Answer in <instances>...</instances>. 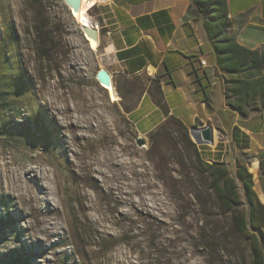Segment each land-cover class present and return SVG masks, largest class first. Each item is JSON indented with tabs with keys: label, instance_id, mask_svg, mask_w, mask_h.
<instances>
[{
	"label": "rangeland",
	"instance_id": "1",
	"mask_svg": "<svg viewBox=\"0 0 264 264\" xmlns=\"http://www.w3.org/2000/svg\"><path fill=\"white\" fill-rule=\"evenodd\" d=\"M103 47L100 33L99 52L91 49L64 0H0V165L16 161L0 172V264H250L243 246L245 258L233 255V221L207 187L203 205L194 204L193 173L167 139L152 142L128 119L140 91L120 95L114 84L121 99L113 102L97 82V71L111 66ZM211 84L220 102L222 84ZM54 93L71 111L59 120L95 114L70 152L48 111ZM27 169L37 174L35 188L50 190L37 195L39 213L14 179ZM208 238L216 248H202Z\"/></svg>",
	"mask_w": 264,
	"mask_h": 264
},
{
	"label": "crops",
	"instance_id": "2",
	"mask_svg": "<svg viewBox=\"0 0 264 264\" xmlns=\"http://www.w3.org/2000/svg\"><path fill=\"white\" fill-rule=\"evenodd\" d=\"M88 11L102 34V59L121 95L140 91L128 119L141 135H148L175 117L191 127L210 123L215 129L213 146L200 149L205 161L245 165L253 176L254 191L264 205V109L241 116L226 105L222 73L208 48L205 20L193 0H91ZM92 2V3H93ZM88 5V4H87ZM230 35L248 49L264 48V0H226ZM190 56L210 82L222 84V99L208 101L197 92ZM209 67L211 69L209 70ZM160 76L158 85L154 80ZM126 84H128L126 86ZM161 100V105L158 101ZM235 168V170H236Z\"/></svg>",
	"mask_w": 264,
	"mask_h": 264
},
{
	"label": "trees",
	"instance_id": "3",
	"mask_svg": "<svg viewBox=\"0 0 264 264\" xmlns=\"http://www.w3.org/2000/svg\"><path fill=\"white\" fill-rule=\"evenodd\" d=\"M193 4L205 20L210 40L208 48L214 54L217 70L222 73L226 105L244 117L264 109V48L248 49L230 35L231 22L226 0H193ZM189 59L193 60L192 75L197 92L203 101H208L212 89L208 75L201 68L202 63L198 57L190 56ZM161 82L160 76L154 80L156 85ZM117 90L121 95V91L118 88ZM158 103L161 105V100ZM170 122L177 125L175 132L166 128ZM161 138L167 139L172 150L178 153L179 165L187 166L193 173L194 177L187 178L190 180V194L194 204L198 207L203 205L201 192L207 187L223 214L230 215L234 227L233 234L238 244L232 250L233 255L238 257L246 249L250 264H264V205L254 191L253 176L247 167L238 164L232 174L225 162L205 161L200 149L206 146L195 144L190 138L187 124L175 117L168 118L150 133L152 142H158ZM261 165L264 170V160ZM244 206L247 210H244ZM209 240L212 238L202 244L204 250L217 247ZM226 244L228 242H225V247ZM221 250L225 252L224 249ZM242 256L238 257V262L245 258ZM219 264L233 263L227 258L225 261L219 260Z\"/></svg>",
	"mask_w": 264,
	"mask_h": 264
},
{
	"label": "bare ground",
	"instance_id": "4",
	"mask_svg": "<svg viewBox=\"0 0 264 264\" xmlns=\"http://www.w3.org/2000/svg\"><path fill=\"white\" fill-rule=\"evenodd\" d=\"M92 2L93 1H91V0H87V2H86V0H82V7L80 9V12L73 15V17L75 19H77L79 21V23H81L83 20H85V21L89 22L90 24L92 23L94 25L93 19L91 18V16L88 13V11L96 3V2H93V3ZM90 47H91V49L93 51L99 52L98 51V48H99L98 45L92 43ZM107 91L110 94L113 102H117V101H119L121 99L115 88H107ZM87 100H89V99H87ZM59 103L64 104V108H59L58 105H57ZM87 105L90 106L92 104H90V102H89V104H87ZM89 106H87L86 109H89L90 108ZM48 111H51L52 116L57 121L60 129L65 134V139H66V143H67V147H68V151L69 152L71 151L70 139L78 140V139H80V135L82 134V131L84 132V130H86V129L87 130H92V128H94L92 126V124H93L92 120H93V118H95V114L94 113L92 115H90L89 118L87 117V118H85L82 121H80L78 118H77L78 120L77 119H73V118H71L72 116L66 117L62 121L58 119L59 115H63L65 113L70 114V112H71L69 104H68V98L65 95H63V94H61V95H56L55 93L52 94V98H51V100L48 103ZM82 136L83 135H81V137ZM215 142H216V137H215ZM13 164H16V161L14 159H12L11 162L6 163L4 166L0 165V172L2 171L3 168L4 169H8L9 165H13ZM70 166L73 169L74 164H72V162H70ZM26 167L27 166L22 165V166H20V169H24ZM25 173L28 175V177L24 178L23 175L21 176L20 173H17L18 176H15L14 179H15L16 182H20L21 183V186H22V189H23V193H25L27 195V202H28V204L31 207V211L33 213H39L38 212L39 210L35 206V203L39 202V198H38L37 195L38 194H43L45 196H49L50 195V190L48 188H44L42 186L40 188H37V186H36V188H35L32 185L31 180L32 179H36L38 181L37 174L36 173L32 174V170L31 169H27L25 171ZM76 177H77V179H80L81 181H82L83 178H85V177H83L80 174H76ZM86 177H88V176L86 175ZM55 185L57 186L56 187L57 190H59L60 188H59L58 182H56ZM39 186H40V184H39ZM43 221H45V220H43Z\"/></svg>",
	"mask_w": 264,
	"mask_h": 264
},
{
	"label": "water",
	"instance_id": "5",
	"mask_svg": "<svg viewBox=\"0 0 264 264\" xmlns=\"http://www.w3.org/2000/svg\"><path fill=\"white\" fill-rule=\"evenodd\" d=\"M65 4L68 6L72 15L79 13L82 7V0H64ZM80 29L91 46L92 43L100 46V30L96 24H90L89 22L83 20L79 23ZM97 82L107 90V88H115L114 81L111 73L105 67H101L96 73ZM107 87V88H106ZM189 135L193 142L198 146L207 145L213 146L215 144V129L210 124L207 123L201 127H191L189 129ZM139 147L143 148L147 146L146 140L143 137H139L138 140Z\"/></svg>",
	"mask_w": 264,
	"mask_h": 264
},
{
	"label": "built area",
	"instance_id": "6",
	"mask_svg": "<svg viewBox=\"0 0 264 264\" xmlns=\"http://www.w3.org/2000/svg\"><path fill=\"white\" fill-rule=\"evenodd\" d=\"M201 63H202L203 67H207L208 66V63H207V61L205 59H202Z\"/></svg>",
	"mask_w": 264,
	"mask_h": 264
}]
</instances>
